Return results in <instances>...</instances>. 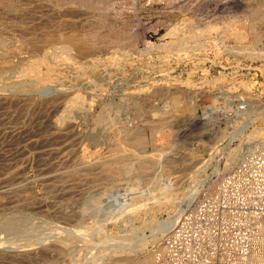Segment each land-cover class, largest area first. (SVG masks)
<instances>
[{
	"label": "rangeland",
	"instance_id": "374dc122",
	"mask_svg": "<svg viewBox=\"0 0 264 264\" xmlns=\"http://www.w3.org/2000/svg\"><path fill=\"white\" fill-rule=\"evenodd\" d=\"M0 2V39L4 46H0V67L5 71L0 70V98H11L9 103L0 104V222L13 219L19 223L15 231H0V264H113L121 257L131 264H141L161 242L156 240V227L171 209L195 192L194 182L189 179L196 177L202 187L214 183L220 177L217 171L224 168L227 153L239 147L243 150L249 143H240V138L252 127L236 129L231 139L238 141L218 147L217 142L225 135L221 120L227 118L220 111L237 97L262 113L264 55L250 56V46L245 42L246 49L239 50L242 54L222 52V47L218 49L222 53L216 54L212 48L205 49V41L214 39L219 47L223 42L232 44V40L221 42L216 33L202 29L222 23L221 26H239L251 19L258 37L252 49L264 51V21L253 18L254 9L261 11L264 18V0ZM230 20L234 22L229 23ZM23 30L31 31L33 36L45 35L46 41L37 50L26 49L22 45L29 34ZM200 30L201 38H189ZM69 32H97L100 38L90 40L93 51L89 55H79L72 47L61 52L66 44L60 35ZM170 32L174 36L169 37ZM166 38L185 45L180 52L182 58L177 59L175 51L163 55L155 48ZM196 45L199 49H194ZM115 57L122 60L120 65L115 63ZM5 62L11 63L12 68L3 66ZM34 62L38 69L33 72L48 80L37 86H32L36 74L21 76ZM215 78L218 80L212 82ZM240 83L248 85L244 84L250 91ZM174 98L177 103H173ZM139 105L144 109L141 118L133 115ZM232 108L238 112L237 104ZM250 117L254 118L251 114ZM55 118H60L59 123L65 122L58 123V130L49 126ZM113 123L116 127L122 125L125 138H141L143 146L138 152L110 155L115 147L110 134ZM263 125L264 113L252 120L254 130V126ZM29 136L31 140L41 138L43 143L32 145L33 149ZM125 142V147L136 148ZM253 143L254 139L250 141ZM208 151L209 163L205 159ZM97 160L102 166L89 169ZM123 162L129 164L124 173L118 168ZM138 162H143V170ZM74 168L79 170L75 177L55 178ZM27 202L30 205H25ZM61 209L80 215L69 219L65 213L61 218ZM55 210L61 212L60 216ZM45 242L53 246L33 257L37 259L20 257Z\"/></svg>",
	"mask_w": 264,
	"mask_h": 264
},
{
	"label": "built area",
	"instance_id": "2783aa9c",
	"mask_svg": "<svg viewBox=\"0 0 264 264\" xmlns=\"http://www.w3.org/2000/svg\"><path fill=\"white\" fill-rule=\"evenodd\" d=\"M235 104L238 112L252 106L241 98L229 100L228 108L220 111L227 118L221 120L225 135L218 147L238 141L231 135L250 117L232 111ZM254 127L262 135L178 215L153 250L151 264H264V125ZM208 157L209 151L205 158L209 163Z\"/></svg>",
	"mask_w": 264,
	"mask_h": 264
},
{
	"label": "bare ground",
	"instance_id": "6f19581e",
	"mask_svg": "<svg viewBox=\"0 0 264 264\" xmlns=\"http://www.w3.org/2000/svg\"><path fill=\"white\" fill-rule=\"evenodd\" d=\"M68 1V2H67ZM71 1H73V0H71ZM75 1V0H74ZM73 1V2H74ZM58 2H59V0H58ZM73 2H70L69 0H61L59 3H73ZM1 3V2H0ZM2 3H3V1H2ZM58 3V4H59ZM67 10V9H66ZM263 11V10H262ZM261 12V11H260ZM260 12L256 9H254V11H253V18L254 19H258V18H261L263 21H264V18H263V16L260 14ZM25 13V12H24ZM263 13V12H262ZM251 14H252V12H251ZM14 15V14H13ZM249 18V17H248ZM54 19V18H53ZM230 19V18H229ZM234 20V19H233ZM232 20V21H233ZM251 20V19H250ZM249 20V21H250ZM231 20L229 21V23L230 22H232ZM242 21V20H241ZM241 21H239L240 22V24H241ZM248 20H247V24H244V23H242L241 25H239V22H238V25L239 26H236V24H235V26H234V24L233 23H230V24H224L223 26H217V27H213L212 26V28L209 26V28L208 29H202V30H204V31H206L207 33L209 32V31H213L212 33H216V35H218L217 37L219 38V41L220 40H222L221 42H223L225 39H231L232 40V44H224V42L221 44H219V47L216 45V43H215V41H214V39H212V40H208V41H205V49H208V47L212 50V51H214L216 54H220V53H222L223 51H228V52H234V53H232V54H235L236 52L237 53H239V50H241V48H245L246 49V47H245V45L246 44H248V46H250L249 47V54H250V56H252V57H254V56H256V57H259V58H262L263 57V55H264V51L263 50H261L260 52H254V50L252 49V47H255V45L257 44L256 42H257V39H258V37H257V32L255 31L256 29L254 28L255 26L253 25V23L252 22H249ZM261 21V20H260ZM19 22V21H18ZM234 22V21H233ZM254 22V21H253ZM225 23V22H224ZM44 26V25H43ZM60 26H62V25H60ZM215 26V25H214ZM207 27V26H206ZM174 28V27H173ZM34 29V28H33ZM202 30H200V31H196L195 32V35H193L192 34V37L191 36H189V38H192V40H193V36H194V40L197 38V36H199L200 37V34H203V32H202ZM14 31V30H13ZM12 31V32H13ZM21 31V30H20ZM66 31V30H65ZM5 32V31H4ZM9 32V31H8ZM22 33H24V34H29L27 37V41L25 42V40H24V45H22V46H25L26 47V49L27 48H29L30 50H37V49H39L40 47H41V45H42V43H44L45 41H46V38H45V35H40V36H33V33L31 32V31H28V30H23L22 31ZM60 33V32H59ZM192 33V32H191ZM190 33V34H191ZM7 34V33H6ZM9 34V33H8ZM7 34V35H8ZM12 34V33H11ZM23 34V35H24ZM58 34V33H57ZM65 34V35H64ZM64 34H62V35H60V39L61 40H63L64 41V43L66 44V46H64L61 50V52H64V51H66V52H68L69 50H71L70 48L72 47V48H75V50L77 51V53L79 54V55H89L90 53H92V51H93V47H92V45L90 44L89 45V43H90V40L91 39H93V38H95L96 40L98 39V38H100V35L97 33V32H90V33H86V34H80V35H78V33H75V32H69V33H64ZM171 34H172V32H170V34H167L168 36L170 35L171 36ZM181 34V33H180ZM210 34V33H209ZM18 35V34H17ZM173 35V34H172ZM178 35V34H177ZM187 35H189V34H187ZM9 36H10V34H9ZM12 37H13V35H11ZM24 36H26V35H24ZM59 36V35H58ZM169 36V37H170ZM174 36V35H173ZM195 36H196V38H195ZM213 36V35H212ZM167 37V36H166ZM208 37H210V36H208ZM214 37V36H213ZM17 38V37H16ZM172 38V37H171ZM183 38H184V36H183ZM201 38V37H200ZM217 38V39H218ZM2 39V38H1ZM0 39V46H1V41L3 42V39L1 40ZM57 39V38H56ZM94 39V40H95ZM174 39V38H173ZM180 39V38H179ZM199 39V38H198ZM197 39V40H198ZM47 40H49V39H47ZM166 40H167V38H166ZM165 40V42H161V43H159V44H156L155 45V48H157V49H160V51H161V53L163 54V55H165V54H167V53H169L170 51V53H172V51H173V53H174V51L176 52V58L177 59H179L180 57L182 58V56H181V54H180V52H183L184 50H185V45L184 44H182V42L181 43H179V41H178V43H173V41L172 40H167L166 41ZM175 40L177 41L178 39H176L175 38ZM186 40V39H185ZM191 40V39H190ZM200 40V39H199ZM204 40V39H203ZM202 40V41H203ZM206 40V39H205ZM116 41H117V39H116ZM196 41V40H195ZM218 41V42H219ZM199 42V41H198ZM246 44H245V43ZM93 43V42H92ZM228 43V42H227ZM154 44V43H153ZM152 44V45H153ZM151 45V46H152ZM214 46V47H213ZM1 47H3L4 48V46H1ZM70 47V48H69ZM198 47V49H199V45H196L195 47H194V49L195 48H197ZM220 47H222V48H220ZM152 48V47H151ZM189 49L191 48V47H188ZM201 48V47H200ZM221 49L222 50V52H220L218 49ZM0 49H2V48H0ZM45 49V48H44ZM54 49V48H53ZM153 49H154V47H153ZM255 49V48H254ZM76 51H75V53H76ZM188 51V50H187ZM195 51V50H194ZM40 52V51H39ZM193 52V51H192ZM191 52V53H192ZM199 52V51H198ZM220 52V53H219ZM60 53V52H59ZM135 53V52H134ZM226 53V52H225ZM263 53V54H262ZM62 54V53H61ZM144 54V53H143ZM197 54V53H196ZM227 54V53H226ZM239 54H242V53H239ZM238 54V55H239ZM259 54V55H258ZM63 55V54H62ZM65 55V54H64ZM78 55V56H79ZM145 55H147V53L145 54ZM215 55V54H214ZM44 56H46V55H44ZM43 56V57H44ZM158 56V55H157ZM195 56V55H194ZM234 56V55H233ZM53 57V56H52ZM59 57V56H58ZM121 57V56H120ZM160 57H163L162 55L160 56ZM45 58V57H44ZM74 58H76V56L74 57ZM116 58V57H115ZM118 58V57H117ZM116 58V59H117ZM259 60V59H258ZM18 61H19V59H18ZM17 62V61H16ZM40 62V61H39ZM42 62V61H41ZM115 63L117 64V65H120L121 63H122V60L121 59H117V60H115ZM3 66H6V67H10V68H12L11 67V63H8V62H5V65H3ZM14 66V65H13ZM38 67V64L37 63H33L32 64V66H30L28 69H27V71L26 72H24L23 71V73H22V77L24 78V77H27V76H29V75H32V74H36V73H34L33 71L34 70H36V69H38L37 68ZM116 67V66H115ZM1 69H3V67H0V70ZM6 69H9V68H6ZM117 69V68H116ZM3 71H4V69H3ZM5 72V71H4ZM36 72V71H35ZM38 72V71H37ZM1 73V72H0ZM3 73V72H2ZM1 73V74H2ZM37 75H39L38 73L34 76V78L32 79V86H37V85H39V83H44V82H46V81H48L46 78H44V77H42V76H37ZM20 76V77H21ZM219 78V77H218ZM218 78H215V79H212V82H214V81H216V80H218ZM10 80V79H9ZM20 80V79H19ZM14 81V80H13ZM15 83V82H14ZM47 84V83H46ZM211 84V83H210ZM245 84V83H244ZM243 83H240V86H242L243 88L245 87V85H244ZM249 84V83H248ZM44 85V84H43ZM42 85V86H43ZM1 86H2V84H1ZM247 87H248V85H246ZM250 86V85H249ZM247 87H245V88H247ZM159 88V87H158ZM235 89V88H234ZM248 90L250 89V88H247ZM250 91V90H249ZM6 95V94H5ZM3 97V96H2ZM76 97V96H75ZM79 97V96H78ZM81 97V96H80ZM131 97V96H130ZM154 97V96H153ZM172 97V96H171ZM74 98V97H73ZM4 99V98H3ZM3 99H1L0 98V104H3V103H9V102H7L9 99H11V98H8V100H3ZM5 99H6V97H5ZM13 100H15V99H13ZM151 100V99H150ZM167 100V99H166ZM21 101H23V99L21 100ZM77 101V100H76ZM140 101V100H139ZM139 101H138V103H139ZM14 104H17V101L16 102H13ZM18 103H20V102H18ZM142 103V102H141ZM145 103V102H144ZM173 103H177V100H176V98H174L173 99ZM5 104V105H6ZM24 104V103H23ZM135 104H137V103H135ZM148 104V103H147ZM13 105V104H12ZM86 105V104H85ZM144 105V104H143ZM177 105V104H176ZM192 107V106H191ZM73 108V107H72ZM80 108V107H79ZM172 108V107H171ZM174 108V107H173ZM253 108L254 107H252V106H250L249 108L248 107H246L243 111H241V112H237V114H249V116H250V114H251V116L253 115L254 116V118H251V117H248L247 118V121L243 124V128L246 130V126H248V124H250L249 122H252V120H254L255 119V117H259L262 113H264L263 111L264 110H262V113L260 112L261 110H259V112H256L255 110H253ZM82 109V108H81ZM166 109V108H165ZM193 109V108H192ZM144 110V109H143ZM142 108L140 107V105L139 106H137V108H134V114L133 115H135L134 117H137V118H139L140 117V115H142ZM173 110H175V109H173ZM185 110V109H184ZM190 109H188V111H189ZM64 111V110H63ZM176 111V110H175ZM175 111H173V112H175ZM195 111V110H194ZM237 111V110H236ZM167 112V111H166ZM62 114V113H61ZM161 114H163V113H161ZM66 115V114H65ZM114 115V114H113ZM164 115V114H163ZM62 116H63V114H62ZM108 116V115H107ZM57 118H58V116H56ZM113 117V116H112ZM54 118V117H53ZM68 118H70V116L68 117ZM141 118V117H140ZM60 119V118H59ZM59 119H57L56 120V118L54 119V120H56V121H54L53 120V122H51L50 123V127H51V125L54 127V128H56L57 126H58V123H59ZM61 119H62V117H61ZM65 119V118H64ZM76 119V118H75ZM74 120V119H73ZM112 120H115V119H112ZM63 123H65L64 121H62ZM112 122V121H111ZM154 122V121H153ZM60 123H61V121H60ZM59 123V124H60ZM63 123H61V124H63ZM70 123V122H69ZM171 123V122H170ZM116 124V123H115ZM63 126V125H62ZM114 126V123L112 124V126L111 127H113ZM122 126V125H121ZM120 126V127H121ZM155 126V125H154ZM120 127H116V125L112 128V131H111V133L110 134H112L111 136H112V141H113V144H115V147H114V151L113 152H111L110 153V155L112 156V157H116V156H118V155H120V154H123V152H127V153H132V154H135L134 152L136 151V152H138L137 151V149H140V147H142L143 145V141L142 140H140L139 139V137L137 136H134V135H137V134H134L132 137L133 138H130V137H126V138H130L129 140H127L125 137H124V135H123V133H124V130H123V127H122V129L120 128ZM67 128V127H66ZM167 128V127H166ZM253 128V127H252ZM252 128H250L249 130H246L247 132H246V134H243L242 136H241V141H240V143H242V142H244V141H248L249 143H247V144H245L244 146V149L242 150V148H237V150H234V151H231V152H229V153H227V155H226V161H225V164H224V168L223 169H221V170H218L217 171V174L219 175V176H221L226 170H228L231 166H233L234 164H235V162H237L238 161V159H239V157H241L242 156V154L245 152V151H248V150H250L251 148H252V146L254 145H252V144H250V141H253V139L256 137L257 138V135H259L260 133H261V131L259 130V128H255L256 130H254V129H252ZM57 129V128H56ZM55 129V130H56ZM58 130V129H57ZM237 131V130H236ZM109 132V131H108ZM126 132V131H125ZM129 132V131H128ZM242 132V131H241ZM241 132L240 133H237V134H241ZM245 132V131H244ZM55 133V132H54ZM169 134V133H168ZM171 134V133H170ZM236 134V135H237ZM128 135H132V134H128ZM127 135V136H128ZM236 135L234 136V137H236ZM239 136V135H238ZM237 136V137H238ZM259 137V136H258ZM33 138V137H32ZM28 139V138H27ZM166 139V138H165ZM28 140H31V138H30V136H29V139ZM111 141V142H112ZM125 141H129V142H131L134 146H136V148L135 149H131L132 147H130V146H127V147H125V145H126V142ZM145 141V140H144ZM40 142L41 143H43V140L41 139V138H39V139H36V140H31L30 141V144H31V148H33L32 147V145L33 146H39L40 145ZM123 144V145H119V144ZM131 143H129V144H131ZM245 143V142H244ZM29 144V145H30ZM128 144V143H127ZM114 146V145H113ZM132 146V145H131ZM130 147V148H129ZM113 148V147H112ZM33 149H35V148H33ZM44 151V150H43ZM49 151H51V150H49ZM230 151V150H229ZM48 152V151H47ZM42 153V152H41ZM44 153H46V152H44ZM55 153V152H54ZM57 153V152H56ZM47 154V153H46ZM49 155V154H48ZM125 155V154H124ZM155 155V154H154ZM211 155V154H210ZM135 156V155H134ZM135 157H137V156H135ZM210 158H212V156L210 157ZM119 160V159H118ZM139 160V159H138ZM137 160V161H138ZM75 161V160H74ZM78 161V160H77ZM101 161V160H100ZM140 161V160H139ZM80 162V161H79ZM130 163V162H129ZM137 163V162H136ZM143 162H138V164L140 165L139 167H141V169L143 170L145 167H144V164H142ZM78 164V163H77ZM83 164H85V163H83ZM99 164H100V166H102V162H98V160H97V162H95V163H91V165H89V169H92V168H94V167H97V166H99ZM119 164V163H118ZM132 164V163H131ZM70 166V165H69ZM63 167H64V165H63ZM62 167V168H63ZM67 167V166H66ZM78 167V166H77ZM104 167V166H103ZM69 168V167H68ZM70 168H71V166H70ZM98 168H100V167H98ZM114 168H116V167H114ZM119 169H120V171L121 172H126V171H128L129 170V164L126 162V163H121L120 165H119V167H118ZM131 168V167H130ZM100 169H102V167L100 168ZM99 169V170H100ZM107 169V168H106ZM105 169V170H106ZM62 170V169H61ZM66 170V169H65ZM71 170V169H70ZM73 170V171H72ZM71 171H70V173H69V171H68V173L66 174V175H63L62 173L60 174H58L55 178L58 180V179H62L64 176L66 177H75L77 174H79V170H76L75 168L74 169H72ZM95 170V169H94ZM103 170V169H102ZM58 171V170H57ZM99 172V171H98ZM82 173H85V172H82ZM89 174V173H88ZM106 174V173H105ZM81 175V174H80ZM105 176V175H104ZM106 176H108V174L106 175ZM198 177V176H197ZM43 178H45V177H43ZM48 178V180L50 179L49 177H47ZM97 178V177H96ZM99 178H100V176H99ZM65 179V178H64ZM74 179V178H73ZM73 179H72V181H73ZM88 179V178H87ZM98 179V178H97ZM97 179H93V181L94 180H97ZM200 179V178H199ZM4 180V179H3ZM46 180V179H45ZM48 180H47V182H48ZM50 180H52V178L50 179ZM53 180H54V178H53ZM190 181H192V182H194V183H192V185L194 186V188H195V192L194 193H192L193 195H190L189 194V196H188V199L186 200H182L183 202L180 204L179 202H177V203H179V205L177 204V207H175L173 210L171 209V213L170 214H167V216H166V218L162 221V222H160V224L156 227V232L158 233V238L156 239V240H158V239H162V237L169 231V229L172 227V225H173V223H174V221L176 220V218L178 217V215L185 209V207H189L190 205H191V203L194 201V199H195V196L197 195V193L198 192H200L199 193V195H198V198L200 197V195H201V193L203 192V193H206L208 190H210L211 189V187H212V185L214 184V183H208L209 185H211V187L209 186V185H207V187H202L201 186V182L199 183L198 181H197V179H196V177H193V178H191V179H189ZM196 180V181H195ZM92 181V182H93ZM176 181V180H175ZM45 182V181H44ZM95 183H96V181H94ZM196 182V183H195ZM59 183V182H58ZM60 183H63L62 181H60ZM65 183V182H64ZM52 184V183H51ZM166 185V184H165ZM50 186V185H49ZM57 186V185H56ZM74 186V185H73ZM72 187V186H71ZM81 187H82V185H81ZM15 188V187H14ZM13 188V189H14ZM51 188V187H50ZM57 188V187H56ZM55 188V189H56ZM10 189V188H9ZM75 189V188H74ZM17 190V189H16ZM48 190V189H47ZM204 190H207V191H204ZM2 191V190H1ZM4 191V190H3ZM6 191V190H5ZM16 192V191H15ZM47 192V191H46ZM182 192V191H181ZM183 193V192H182ZM189 193V192H188ZM0 194H2L1 192H0ZM6 194V193H5ZM46 194V193H45ZM23 195V194H22ZM185 194H183V196H184ZM13 196V195H12ZM15 197V196H14ZM16 198H18L17 196H16ZM158 198V197H157ZM14 199V198H13ZM85 199V198H84ZM92 199H94V198H92ZM91 199V200H92ZM172 199V198H171ZM6 200V199H5ZM15 200V199H14ZM178 200V199H177ZM2 202V201H1ZM5 202V201H4ZM13 202V201H12ZM15 202V201H14ZM19 202V201H18ZM176 201H174V203H175ZM16 203H17V201H16ZM25 203V202H24ZM28 204H25V205H30L29 204V202H27ZM69 203H71V202H69ZM74 203V202H73ZM168 203V202H167ZM172 203V202H171ZM170 204V203H169ZM13 205V204H12ZM19 206H22L21 204H18ZM67 205H68V203H67ZM71 205V204H70ZM58 206V205H57ZM69 206V205H68ZM75 206V205H74ZM175 206V205H174ZM9 207H11V206H9ZM26 206H24V208H25ZM54 207V206H53ZM59 207H61V206H59ZM64 207V206H63ZM169 207V206H168ZM14 209H16L15 207H13ZM22 208V207H21ZM55 208V207H54ZM65 208V207H64ZM67 208H69V207H66L65 209H67ZM72 208H73V206H72ZM171 208H172V206H171ZM155 209V208H154ZM12 210V209H11ZM69 210V209H68ZM133 210V209H132ZM56 211V210H55ZM60 211H62L63 212V210L61 209ZM60 211H56V212H58V215L61 213ZM72 211V210H71ZM70 211V213H72ZM78 211V210H77ZM81 212V211H80ZM146 212V211H145ZM64 214H61L62 216H60L61 218L63 217V215H65V213L67 214L66 215V217H68L69 219L70 218H72V217H77L78 215H80V214H76V212L75 213H73V214H68L67 212H63ZM82 213V212H81ZM169 213V212H168ZM14 215V214H13ZM80 217V216H79ZM151 222V221H150ZM77 223V222H76ZM104 224V223H103ZM149 224V223H148ZM21 225V224H20ZM96 225V224H95ZM145 225V224H144ZM156 225V224H155ZM18 227H19V223L16 221V220H13V219H8V220H6V221H2V222H0V231L2 232V231H4L5 233L6 232H12V231H15L16 229H18ZM93 227V226H92ZM39 228V227H38ZM36 229V228H35ZM83 229V228H82ZM154 229V228H153ZM152 228H151V230H153ZM62 230V229H61ZM60 230V231H61ZM65 230V229H64ZM64 230H62V231H64ZM68 230V229H67ZM76 230V229H75ZM86 230V229H85ZM96 230H98V229H96ZM18 231V230H17ZM73 231V230H72ZM78 231V230H77ZM81 231V230H80ZM91 231V230H90ZM59 232V231H58ZM86 232V231H85ZM93 232V231H92ZM100 232V231H99ZM15 233V232H14ZM60 233V232H59ZM68 233V232H67ZM76 233V232H75ZM77 233H79V232H77ZM76 233V234H77ZM156 233V234H157ZM1 234H3V233H1ZM80 234H81V232H80ZM120 234V233H119ZM156 234H154L155 236L154 237H156ZM62 235V234H61ZM99 235V234H98ZM116 235V234H115ZM2 236H4V235H2ZM73 236H75V235H73ZM102 236V235H101ZM82 237H84V236H82ZM115 237V236H114ZM113 237V238H114ZM125 237V236H124ZM57 238V237H56ZM79 238V237H78ZM87 238V237H86ZM85 238V239H86ZM92 238V237H91ZM100 238V237H99ZM106 238V237H105ZM104 238V239H105ZM118 238V237H117ZM122 238V237H121ZM128 238V237H127ZM43 239V238H42ZM58 239H60L59 241H61V237H59ZM63 239V238H62ZM116 239V238H115ZM126 239V238H125ZM54 240H56L55 238H54ZM71 240V239H70ZM128 240V239H127ZM127 240H125V241H127ZM130 240V239H129ZM155 240V239H154ZM51 241V240H50ZM86 241H88V240H86ZM121 241V240H120ZM142 241V240H141ZM62 242H63V240H62ZM106 242V241H105ZM123 242H124V240H123ZM160 242V241H159ZM119 243V242H118ZM127 243V242H126ZM57 244H58V241H57ZM62 244V243H61ZM1 245V244H0ZM63 245L65 246L66 245V243L64 244L63 243ZM62 245V246H63ZM53 245H51L50 244V242H45V243H42V245L40 246V247H36L35 249H32V247H31V250L30 251H26V252H24L20 257L22 258V259H27L28 260V258L30 259V258H33V257H38V253L39 254H41V252L42 251H45V250H47V249H49V248H51ZM55 246V245H54ZM3 246L1 245L0 246V258H2L3 257V253H1V251H2V248ZM11 247V246H10ZM66 247V246H65ZM64 247V248H65ZM125 247V246H124ZM54 248V247H53ZM52 248V249H53ZM56 248L58 249V247L56 246ZM25 249V248H24ZM29 249V248H28ZM59 249H60V246H59ZM61 249H63V248H61ZM112 249V248H111ZM120 249V248H119ZM25 250H27V249H25ZM55 250L56 249H54V252H55ZM122 250H123V248H122ZM19 251H21V250H19ZM48 251V250H47ZM63 251V250H62ZM111 251V250H110ZM115 251V250H114ZM6 252V251H5ZM4 252V253H5ZM9 252V251H8ZM11 252V251H10ZM120 252V251H119ZM53 253V252H52ZM57 253V252H56ZM127 255V254H126ZM151 255L152 254H150V255H147L142 261H141V264H149V262L151 263V260H150V258H151ZM15 256V255H14ZM19 256V255H18ZM4 257H6V256H4ZM13 257V256H12ZM8 258V257H7ZM20 258V259H21ZM34 259V258H33ZM35 259H37V258H35ZM34 259V260H35ZM130 259V258H129ZM132 259V258H131ZM142 259V258H141ZM2 260H3V258H2ZM6 260H8V259H6ZM10 260H12V258L10 259ZM16 260V259H15ZM9 261V260H8ZM7 261V262H8ZM5 261H3V263H4ZM14 262H16V261H14ZM14 262H12V263H14ZM18 262V261H17ZM23 262H26V261H23ZM115 263H113V264H131L130 263V261L129 260H127V258L125 259L124 257H121V258H119V259H117V260H115L114 261ZM21 263H22V261H21ZM43 263V262H42ZM1 264H2V261H1ZM112 264V263H111ZM133 264V263H132ZM139 264V263H138Z\"/></svg>",
	"mask_w": 264,
	"mask_h": 264
}]
</instances>
